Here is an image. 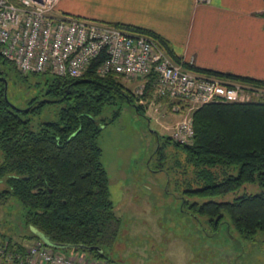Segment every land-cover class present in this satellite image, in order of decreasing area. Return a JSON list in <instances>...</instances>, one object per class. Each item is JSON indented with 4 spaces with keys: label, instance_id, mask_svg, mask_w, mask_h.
<instances>
[{
    "label": "trees",
    "instance_id": "obj_1",
    "mask_svg": "<svg viewBox=\"0 0 264 264\" xmlns=\"http://www.w3.org/2000/svg\"><path fill=\"white\" fill-rule=\"evenodd\" d=\"M107 24L151 37L178 61L169 44L151 30L119 22ZM98 61H92L81 76L69 77L46 72L22 74L0 55V67L4 68L0 76L9 70L18 82L33 77L37 87L25 108L18 109L4 98L0 81V205L7 206L10 200L21 205L23 226L34 230L21 234V240H40L38 232L52 243L68 245L54 248L40 240L53 251L83 252L110 263L101 248L115 240L119 219L113 212L97 139L101 126L117 117L120 103L133 102L137 112L146 108L134 102L120 75H96ZM184 66L226 84L264 89L261 80L188 63ZM145 97L148 101L151 94ZM107 105L115 109L108 118H98ZM49 106L55 108V118L32 124L31 117ZM191 123V144H179L168 135L152 151L158 166L169 157L164 152L166 146L182 156V164L177 159L174 164L190 171L178 182L185 208L205 217L213 230L227 220L244 238L264 234V99L206 103L191 112ZM246 184L259 190L229 200L215 198L233 194ZM0 245L12 264L26 248L4 233H0Z\"/></svg>",
    "mask_w": 264,
    "mask_h": 264
},
{
    "label": "rangeland",
    "instance_id": "obj_2",
    "mask_svg": "<svg viewBox=\"0 0 264 264\" xmlns=\"http://www.w3.org/2000/svg\"><path fill=\"white\" fill-rule=\"evenodd\" d=\"M71 1L78 9L86 0ZM4 73L5 99L18 109L25 108L27 100L37 94V87L33 85L36 79L28 77L18 82L11 71ZM122 81L133 89V81ZM114 109L115 106H105L98 118H108ZM54 118L55 108L49 106L32 116L31 123ZM174 119L175 116L164 117L150 109L137 112L133 102L124 101L119 105L117 117L101 126L97 139L100 161L107 174L113 212L119 219L115 240L101 251L113 264H264V234L244 238L227 220L213 230L205 217L193 215L185 208L182 186L178 182L188 177L190 171L174 164V159L182 164V156L175 148H164L169 157L162 167L158 166L152 151L157 142L168 136L167 128ZM244 186L233 194L215 198L229 200L233 195L259 190L256 185ZM22 210L13 200L7 206L0 205V233L28 247L34 240H21L19 236L34 230L23 226ZM72 253L62 251L65 255ZM85 256L93 259L90 254Z\"/></svg>",
    "mask_w": 264,
    "mask_h": 264
},
{
    "label": "built area",
    "instance_id": "obj_3",
    "mask_svg": "<svg viewBox=\"0 0 264 264\" xmlns=\"http://www.w3.org/2000/svg\"><path fill=\"white\" fill-rule=\"evenodd\" d=\"M58 1L0 0V55L20 73L79 77L98 59L96 75L115 73L133 81L136 104L164 117H176L167 130L179 144H191V112L199 106L264 99V89L226 84L186 68V61L173 60L147 35L104 22L55 15ZM4 255L0 245V256ZM15 260L16 264H110L89 260L83 252L65 255L53 251L40 240H34Z\"/></svg>",
    "mask_w": 264,
    "mask_h": 264
},
{
    "label": "crops",
    "instance_id": "obj_4",
    "mask_svg": "<svg viewBox=\"0 0 264 264\" xmlns=\"http://www.w3.org/2000/svg\"><path fill=\"white\" fill-rule=\"evenodd\" d=\"M54 11L149 29L190 65L264 81V0H59Z\"/></svg>",
    "mask_w": 264,
    "mask_h": 264
},
{
    "label": "water",
    "instance_id": "obj_5",
    "mask_svg": "<svg viewBox=\"0 0 264 264\" xmlns=\"http://www.w3.org/2000/svg\"><path fill=\"white\" fill-rule=\"evenodd\" d=\"M0 81L3 83V88H5V78L3 76H0ZM3 96L5 98V95H4V90H3ZM38 237L40 238V240L43 241L44 244L50 246V247H54V248H64V247H68V245H63V244H56V243H52L50 241H48L43 235H41L40 233L38 232H35Z\"/></svg>",
    "mask_w": 264,
    "mask_h": 264
}]
</instances>
